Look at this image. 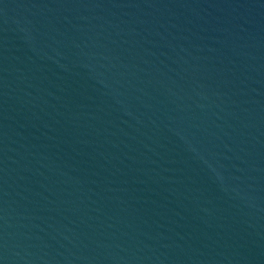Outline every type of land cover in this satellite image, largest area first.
<instances>
[{"label": "water", "instance_id": "obj_1", "mask_svg": "<svg viewBox=\"0 0 264 264\" xmlns=\"http://www.w3.org/2000/svg\"><path fill=\"white\" fill-rule=\"evenodd\" d=\"M0 264H264V0H0Z\"/></svg>", "mask_w": 264, "mask_h": 264}]
</instances>
